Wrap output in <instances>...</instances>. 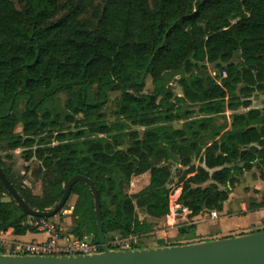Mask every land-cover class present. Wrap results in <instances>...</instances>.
<instances>
[{
	"label": "trees",
	"instance_id": "16d2710c",
	"mask_svg": "<svg viewBox=\"0 0 264 264\" xmlns=\"http://www.w3.org/2000/svg\"><path fill=\"white\" fill-rule=\"evenodd\" d=\"M18 2L19 9L0 0V138L40 162L44 198H33L0 166L30 208L52 210L74 176L89 178L109 242L153 230L138 210L153 220L169 215V163L187 168L178 201L190 218L222 211L239 177L264 166V109L236 113L264 94V0H103L90 19L84 15L94 0ZM236 53L242 67L232 62ZM207 63L226 72L220 83ZM149 78L154 88L144 93ZM113 91L120 92L116 124L103 121ZM128 123L145 129L142 139L137 131L118 133ZM7 193L0 181V231L37 232L14 200H3ZM73 196L69 234L99 244L90 187L78 182Z\"/></svg>",
	"mask_w": 264,
	"mask_h": 264
},
{
	"label": "water",
	"instance_id": "95a60500",
	"mask_svg": "<svg viewBox=\"0 0 264 264\" xmlns=\"http://www.w3.org/2000/svg\"><path fill=\"white\" fill-rule=\"evenodd\" d=\"M0 181L25 214L32 218L41 219L56 217L69 200L74 185L78 182L86 184L94 196L100 243L103 245L101 253L72 257H31L0 254V264H264V231L197 244L131 251L109 250L104 237L100 194L89 178L81 175L74 176L68 182L60 202L52 210L44 212L28 206L1 166Z\"/></svg>",
	"mask_w": 264,
	"mask_h": 264
},
{
	"label": "rangeland",
	"instance_id": "374dc122",
	"mask_svg": "<svg viewBox=\"0 0 264 264\" xmlns=\"http://www.w3.org/2000/svg\"><path fill=\"white\" fill-rule=\"evenodd\" d=\"M15 7L17 9L20 8V4L18 0H11ZM103 6V0H94L93 4L88 8L87 13L84 15L85 18L90 19L92 18L94 14V9L96 7ZM240 18L232 19V23H236L239 21ZM232 62L236 64L239 67H242V59L240 56V53H236L233 57ZM208 67V71L210 76L216 80L217 83L221 82V78H223V72L220 73V70L212 64H206ZM176 76V80H180L179 76H177V73H173ZM169 79V75L166 76V80ZM154 85L152 82V79L149 78L146 82L145 88H144V93H151L153 91ZM173 92L175 97H183V90L181 87L174 85L173 87ZM120 92L119 91H113L110 93V100L107 106L104 109V115L105 117L103 118V121L110 123V124H116L117 122V117L115 116L114 112L116 110V100L119 98ZM240 96L243 97L241 94ZM252 103L254 107L257 108H263L264 107V94L262 93H254L252 95ZM67 101V96L62 94L59 96V103L61 106H64ZM23 106V104H22ZM197 108V107H193ZM196 110V116L197 115V109ZM245 110L243 108H240L237 113H243ZM232 112L227 111L226 115L231 116ZM229 119V118H228ZM222 123V121L219 122V124ZM183 125V122H176L173 124L175 128H181ZM71 129L75 130V126L72 125ZM144 128L142 127H136L128 123V125L120 132L118 133H123V134H129L137 131L140 134V138H143V133H144ZM21 132V127H18L17 133ZM121 142H124L123 149H127L132 142V139L130 136L124 137ZM58 142L53 140V145H57ZM28 150L27 148H19L16 150H12L9 148V143L8 141L1 139L0 138V162L1 164L9 171V175L12 177L14 180L15 184L21 188H28L30 190L31 196L33 198H38L42 199L44 198L45 195V181L41 176H38L36 174L37 168L40 165V162L36 160V158L28 159ZM33 150H36V147L33 148ZM161 165H164L163 163ZM194 165L197 167L199 166V160H194ZM169 166L171 167L172 174L170 181L167 185V188L170 190V201L176 202L179 200L180 195L182 193V189L184 186L185 181L190 177V176H185L184 173L187 170V168L183 167L179 163H169ZM254 174V175H253ZM259 173L255 172L252 174H247L246 176H241L239 177V180L243 181V186L246 185L248 181H251L256 177ZM259 176V175H258ZM244 188V187H243ZM3 200L6 202H9L13 200V198L7 193L3 195ZM77 200L76 196H73L70 198L66 206L60 211V213L52 218L50 221H54L52 223L56 224L58 228L62 230L64 234L71 235L69 232L72 230L74 226V219L71 217L73 213V207L75 205V202ZM139 212V217L141 220L146 221L148 223H151L153 225V230L155 231L158 228L157 223H153L150 221L144 212L141 210H138ZM29 222L32 225H35L39 221L34 220L32 217H29ZM200 230V227H199ZM151 231V232H152ZM114 237H120L119 235H114ZM113 237V238H114ZM84 239H86L88 242H93V237L92 236H87ZM164 241L161 239V235L158 234V236L153 237V239H146L145 241H142L138 243V245H135L134 248L137 249H147L154 247L156 243ZM170 242L178 241V240H169ZM183 241V240H181ZM3 253L2 250H0V254Z\"/></svg>",
	"mask_w": 264,
	"mask_h": 264
},
{
	"label": "crops",
	"instance_id": "0c3cea01",
	"mask_svg": "<svg viewBox=\"0 0 264 264\" xmlns=\"http://www.w3.org/2000/svg\"><path fill=\"white\" fill-rule=\"evenodd\" d=\"M250 109L263 110L264 107L257 108L254 107L252 103L251 107L244 109L245 112L243 113L248 112ZM233 113L234 112H232V114ZM228 118L230 121V116H228ZM255 172L259 173V176L257 175L254 179L248 181L245 186H243V181L241 180V182L237 183L235 187L231 189L229 199L223 204L222 211H217V219H211L209 216L210 212H203L201 215L195 217L198 221L193 225L182 224L181 216L183 207L179 201L175 202L176 206H179L180 208L179 215L174 218L171 214V207L175 204L172 202L169 215L161 220H150L153 223L158 224L156 231L161 235V239L164 240L161 241V243H156V245L151 248L197 244L263 232L264 166H261L260 168L255 166L252 170L245 172L243 176ZM188 226H195V230L182 236L180 234V229ZM0 237L22 242H30L44 241L48 236L38 231L35 233L28 232L24 236H17L14 234L13 230H9ZM170 239L178 241L170 242Z\"/></svg>",
	"mask_w": 264,
	"mask_h": 264
},
{
	"label": "built area",
	"instance_id": "2783aa9c",
	"mask_svg": "<svg viewBox=\"0 0 264 264\" xmlns=\"http://www.w3.org/2000/svg\"><path fill=\"white\" fill-rule=\"evenodd\" d=\"M226 77V72H223V78ZM172 201H170V205ZM175 204V203H173ZM179 206L173 205L171 207V214L177 217L179 214ZM191 212L182 208L181 223L193 225L198 220L190 218ZM209 216L211 219H217V211H210ZM38 232L46 234L48 237L44 241H30L22 242L0 237V250L1 255L8 256H31V257H63V256H83L101 253L103 245L94 242H88L86 239H78L73 235H66L60 228L52 221L42 219L34 225ZM5 232L0 231V236ZM158 236V232L152 231L143 235H131L129 237H114L106 245L109 250L114 251H131L138 243L146 239H153ZM139 250V249H137Z\"/></svg>",
	"mask_w": 264,
	"mask_h": 264
}]
</instances>
